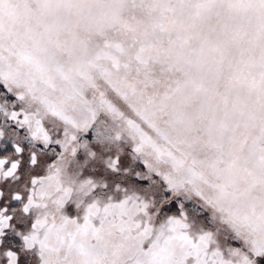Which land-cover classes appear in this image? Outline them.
<instances>
[{
  "label": "snow or ice",
  "instance_id": "snow-or-ice-1",
  "mask_svg": "<svg viewBox=\"0 0 264 264\" xmlns=\"http://www.w3.org/2000/svg\"><path fill=\"white\" fill-rule=\"evenodd\" d=\"M0 264H264V0H0Z\"/></svg>",
  "mask_w": 264,
  "mask_h": 264
}]
</instances>
